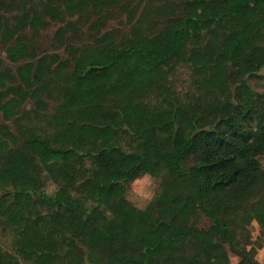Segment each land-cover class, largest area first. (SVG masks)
I'll use <instances>...</instances> for the list:
<instances>
[{
	"label": "trees",
	"instance_id": "16d2710c",
	"mask_svg": "<svg viewBox=\"0 0 264 264\" xmlns=\"http://www.w3.org/2000/svg\"><path fill=\"white\" fill-rule=\"evenodd\" d=\"M250 78L264 0H0V264H264ZM247 212L258 245L235 240Z\"/></svg>",
	"mask_w": 264,
	"mask_h": 264
},
{
	"label": "rangeland",
	"instance_id": "374dc122",
	"mask_svg": "<svg viewBox=\"0 0 264 264\" xmlns=\"http://www.w3.org/2000/svg\"><path fill=\"white\" fill-rule=\"evenodd\" d=\"M113 24V22H111ZM52 28L48 31H45L43 33V39L46 37H49L51 35ZM4 56V53L2 54ZM188 75L189 73L187 71H184L181 76H178L180 79V82L178 81V89L179 91L184 90V87H186V83L188 81ZM250 83L252 87L256 90V92L260 93L262 95V98L264 99V79L259 78H250ZM27 109L29 111H32V106L30 104H27ZM0 117V121H1ZM27 122H29L31 125L36 127L43 126L42 122L34 117L33 113L30 112L29 117L26 119ZM264 162V158H263ZM160 179L148 174H142L138 178H136L134 181L129 183L126 191V196L129 199V201L135 205L138 208H144L146 204L151 200V198L154 196L156 191L159 188ZM54 189L53 184H49L48 190L51 191ZM264 192V190H263ZM262 193L260 192L259 195ZM234 230L236 232V241L243 242L244 240H247L248 238L251 241L256 242H262V239H260V232H259V226L256 223V221L251 217L250 213L247 212L246 216L235 225ZM11 241V235L10 233L3 229L0 226V242L3 245L4 248H9V244ZM256 242H254L256 245H258ZM229 251V259L232 264H236L238 261V256L231 250ZM264 252V248L260 247L258 249V255L262 256Z\"/></svg>",
	"mask_w": 264,
	"mask_h": 264
}]
</instances>
